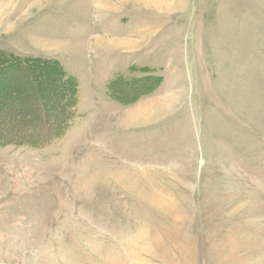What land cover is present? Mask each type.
Returning a JSON list of instances; mask_svg holds the SVG:
<instances>
[{
	"label": "rangeland",
	"instance_id": "374dc122",
	"mask_svg": "<svg viewBox=\"0 0 264 264\" xmlns=\"http://www.w3.org/2000/svg\"><path fill=\"white\" fill-rule=\"evenodd\" d=\"M0 53V264H264V0H0Z\"/></svg>",
	"mask_w": 264,
	"mask_h": 264
},
{
	"label": "trees",
	"instance_id": "16d2710c",
	"mask_svg": "<svg viewBox=\"0 0 264 264\" xmlns=\"http://www.w3.org/2000/svg\"><path fill=\"white\" fill-rule=\"evenodd\" d=\"M34 62L40 63L41 65L43 64V65L54 66L55 71L57 73V81H58V83H60V85L65 84V83L70 81L68 78H65V74L63 73V71L61 70V68L57 62H44V61H39V60H36ZM16 63H21L22 65H29L30 66V63L27 64L28 63L27 60H20L18 58H15V56H13L11 54L0 53V71H2L5 67H8L6 65L10 64V66H14V65H16ZM73 92H74V90H73Z\"/></svg>",
	"mask_w": 264,
	"mask_h": 264
},
{
	"label": "crops",
	"instance_id": "0c3cea01",
	"mask_svg": "<svg viewBox=\"0 0 264 264\" xmlns=\"http://www.w3.org/2000/svg\"><path fill=\"white\" fill-rule=\"evenodd\" d=\"M96 2H97V1H96ZM96 2H95V3H96Z\"/></svg>",
	"mask_w": 264,
	"mask_h": 264
}]
</instances>
